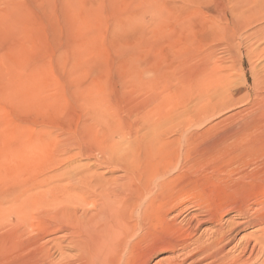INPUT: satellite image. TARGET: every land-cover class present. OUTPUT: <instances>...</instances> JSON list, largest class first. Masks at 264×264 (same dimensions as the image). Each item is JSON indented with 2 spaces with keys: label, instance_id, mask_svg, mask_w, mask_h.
I'll use <instances>...</instances> for the list:
<instances>
[{
  "label": "rangeland",
  "instance_id": "374dc122",
  "mask_svg": "<svg viewBox=\"0 0 264 264\" xmlns=\"http://www.w3.org/2000/svg\"><path fill=\"white\" fill-rule=\"evenodd\" d=\"M63 2L0 4V237L8 245L0 264L30 258L32 244L45 264L75 257L73 220L93 206L92 194L83 201V191L72 189L70 201L50 205L25 196L71 184L75 172L72 183L99 185L92 192L100 195L120 183L126 164L147 167L141 143L150 123L163 121L156 149L164 151L161 137L176 140L159 172L149 156L153 177L176 182L169 192L182 208L177 226L193 217L195 230L188 238L156 221L134 260L142 263L145 253L147 264H220L203 259L199 247L231 223L224 262L244 255L245 264H264V250L257 252L264 248V85L255 86L264 83V18L244 21L263 0H81L76 9ZM200 72L215 79L209 92L219 97L197 102L201 92L188 80ZM41 174L63 179L15 199ZM219 208L223 220L207 222ZM60 209L76 213L68 220ZM247 220L250 226L237 225ZM21 245L28 250L16 252Z\"/></svg>",
  "mask_w": 264,
  "mask_h": 264
},
{
  "label": "bare ground",
  "instance_id": "6f19581e",
  "mask_svg": "<svg viewBox=\"0 0 264 264\" xmlns=\"http://www.w3.org/2000/svg\"><path fill=\"white\" fill-rule=\"evenodd\" d=\"M13 1H15V0H0V4L10 3ZM84 1H86V0H84ZM225 1H230V2L232 1V3L234 2L237 6V3H239V1H241V0H225ZM80 2H81V0H64L63 6L64 7L67 6L68 8L71 7V8L76 9V8H78L77 6H79L81 4ZM116 2L118 3L119 1H116ZM262 3H263V5H260L259 9L256 8L252 11H248V14L245 15L246 17L244 18V21H246L248 18H252L254 21H258V20L264 18V14H261L264 11V0ZM68 12H69V10H68ZM0 13H1V11H0ZM259 16H260V18H259ZM239 21H241V20H239ZM260 31H261V29H260ZM261 38H263V37H261ZM257 39H260V38L258 37ZM263 49H264V47H263ZM263 49H262V52H264ZM252 56H253V54H252ZM253 71H254V68H253ZM253 73L255 74V71ZM196 75L197 76L194 75L193 79L190 78L188 80L190 83L188 85H191L190 87H192V88L195 87V90H199L201 92V93H197V95L199 94L197 96V98H198L197 102L198 103L202 102V99L203 100L204 99L210 100V99H216L217 97L220 96L216 92H212L213 89L215 88V82H216L212 76L203 75L201 72L196 74ZM254 80L258 81L259 79L255 78ZM263 85H264L263 82L255 83L256 88L260 89V90H261V87ZM178 89L179 88H177V90ZM209 90H212V91L209 92ZM196 105H197V103L193 102V106H196ZM163 122H167V121H163ZM163 122H157L156 124H153L154 122H151L149 125V128H148L149 132L147 133V136H146L148 138L145 137L143 140V143H141L143 151H144V157L142 159L144 161V165L146 163V166L148 168L142 167L140 170L132 171L133 169H131V167H128L126 164L125 168H124L125 172H126L125 176L123 177L124 179L119 178V180H121L122 182L120 181V183H115L114 185L112 184L113 186L110 185L111 187L108 186V188L106 190H104L102 193H100V195L92 192V190L97 186L96 184H93L96 186H94V188L92 186V189H88L91 187H89L90 182H87V181H85V182L89 183V184H87L88 188L83 187V185H78V184L75 185V182H73L74 183L73 184L71 182V179L74 180L75 177H77L76 174L78 175V173L75 172L73 175L74 177H70V180H68V182L71 184H65L63 186H60L57 183L59 186L52 187L50 189H46L47 191L44 190V191L37 192V194H30V195L27 194L28 196L27 195L25 196V199L23 200V202H25V203L27 202V203H30L33 205L40 204V203H47L44 205H48V204L50 205V204L57 203L61 199L65 200V201L69 200L70 196H71L70 190H72V189H74V192H75V190L76 191L79 190L81 192L83 191V193H80V194L85 195V197L83 198V201H87L86 198L88 196H90V194H92L91 197H93V198H92V200L91 199L90 200L92 201L93 206L89 209L84 210V213H82L83 214L82 216L75 218V220L72 219L73 222L75 221L74 223L77 226V232H76V230H74V232H76V234H75L76 236H75L74 240H72V241L70 240V241H71V244H72V242L74 243L73 246H75L76 251H78V254L75 257H71L70 259H66L61 264H137L138 261L136 262L134 260L135 255L139 254L140 252L141 253L143 252V249H141V246L143 243H146L147 241L149 242L151 235H154L151 233H154L153 229L155 227V224L157 225L159 223L158 221L164 222V224L166 223L169 226V228L173 229L177 233L180 232V234H182V232H183L186 235V237H188V238L192 236V234L195 230L194 226H192V222L194 219L193 217H190L186 221V226H187L186 228H184L182 226H177V223H176V219L178 216H180L182 208L181 209L178 208L180 202L172 203V201H173L172 199L174 196L172 195L173 193L171 194L169 192L175 186L176 182H172V180H169V179L165 180V178L160 179V177H159V179H157V178L153 177L156 175L153 174L154 169L151 168L149 156L154 155L155 159L158 160V164H156L155 170H156V172H159L158 171L159 166H160L159 161L163 160V158L169 153V151L171 152V147L172 148L174 147L173 143L176 140V138L164 139L163 137H161L162 145H164V151H162V150L158 151L156 149V146L158 147L159 143H161V141L158 140V138H159L158 133H159L160 129H162L161 126L162 127L164 126ZM180 132L182 133L185 131L180 129ZM104 146L105 145H103V148H104ZM104 150L113 151V153H114V150H112V148H107L106 146H105ZM166 150H168L167 153H166ZM64 152H65V150H64ZM100 152H102V151L100 150ZM114 154H116V153H114ZM28 156H30V155H28ZM53 159L54 158H52V160ZM132 161H133L132 163H134V164L136 162H138L137 160L136 161L132 160ZM54 162H55V164L57 163L59 165L61 162V159H60V162L57 160H54ZM132 163H128V164H130L132 166ZM50 164H52V163H50ZM44 171H45V174H47L46 170H44ZM156 174H158V173H156ZM160 174L162 175V173H160ZM82 178L83 177H81L79 180H82ZM61 179H63V178H61L60 176H56L55 174H51V175H42L41 174V175L37 176V178L34 181H32L25 189H22L21 191H19V193L16 195L15 199L21 198L22 196H24L26 193L30 192L33 189L44 187L50 183L52 184V182H54L56 180H61ZM82 181L81 182L79 181V182L84 183V185L86 186L85 182H82ZM91 185H92V183H91ZM97 187L99 188L100 186L98 185ZM96 190H97V188H96ZM97 191H95V192H97ZM99 191H102V190H99ZM57 193H59L60 196L56 195ZM71 197H74V196H71ZM21 200H22V198H21ZM71 201H72V199H71ZM171 203L173 205L170 208H168L169 205H171ZM85 204H88V202ZM20 205H22V204H20ZM24 207H25V204H24ZM38 208L40 209V206ZM228 208H227V210H228ZM221 210H223V209H221ZM37 211H38V209H37ZM68 211H69L68 209L67 210L66 209H60V213H62L61 215H63V213H66V216H67L66 219L71 220V217H74L73 214L76 213V211L73 214L71 212L72 215L70 213H68ZM38 212L41 213V211H38ZM174 212H175V214L173 216H170V214L174 213ZM31 213H27V214H31ZM208 213L209 212H207V214ZM244 213H246V211ZM243 214H241V215H243ZM257 215H258V213H257ZM48 216H51V215H48ZM55 216L58 217L57 215H55ZM185 217H187V216H185ZM207 217H206L208 219L207 222L213 221V220L220 222L223 220V216L221 215L220 208H219L218 212L216 211V212L209 213L207 215ZM256 217H259V216H256ZM18 218H20V217H18ZM29 218L31 220H33L32 219L33 217L32 218L29 217ZM247 218H248V216H247ZM254 219H256V218H253V220ZM31 220H30V222H31ZM55 220H57V219H55ZM60 221L62 222V220H60ZM156 221L158 223H156ZM259 221L262 222V220H259ZM65 222H68V221H65ZM251 222H252L251 220H247L245 222H240L237 225L239 227L240 226L246 227L249 224H251ZM261 222L253 221V223L256 225L260 224ZM23 223H24V221H23ZM70 223H72V221ZM24 225H25V223H24ZM231 225H232L231 223L227 225V227H228L227 230H224L223 228L217 229L216 232L214 231V233H213L212 240L209 238L207 241L203 242L201 247H199L200 248L199 250L202 252L203 259L210 257L211 259H214V261H217V263H218V260H220L221 261V262H219L220 264H240V262L241 263L243 262L242 264L247 263L249 258L243 259L242 257L244 255L243 256L241 255L242 257H236L230 263H228V261H230V260H228L226 263L224 262V251H225L226 247L229 245V243L231 242L230 237L233 233V229H232ZM251 226H254V225H251ZM220 227H222V225ZM10 229H12V228H10ZM26 229H27V227H26ZM158 229H159V227H158ZM74 232L72 231L71 235H73ZM170 232H168V233H170ZM157 233L160 234V232H157ZM166 235H168V234H166ZM262 236H263V233H262L261 237ZM162 237L164 238V236H162ZM167 237H169V236H167ZM16 238H17V236H16ZM155 238H157V237H155ZM184 238H185V236H184ZM177 240H179V239H176V241ZM0 241L2 242V244L6 243V239H4L2 237H0ZM260 242H264V241L261 239ZM2 244L0 243V248L4 247L5 251L3 253V250L1 249L2 250L1 251V258L4 259L5 257H7L6 252H8L7 251L8 245H6V244L2 245ZM37 244L40 245V243H37ZM32 245H33L32 246V252L34 250L33 256H31L30 258L19 257L20 261L17 264H45V261L41 262L38 259L39 256L37 258V252L39 251V253H40V250L36 249L35 244H32ZM39 245H38V247H39ZM256 246L254 245L253 247H251L250 251L248 252L250 256L254 255L255 250H257ZM260 246H261V243H260ZM28 248H29V246L21 245V247L17 248L15 251L20 253V252H24V251L28 250ZM247 249H249V248H247V246H245V248L242 249V251H243L242 253L246 252ZM263 250H264V248H262V246H261L257 252L261 253ZM262 253H264V252H262ZM15 255L19 256L20 254H15ZM256 255H257V253H256ZM142 256H143L144 260H142V263L140 260L139 263L140 264H147L150 257H148V255H146L145 253H143Z\"/></svg>",
  "mask_w": 264,
  "mask_h": 264
}]
</instances>
